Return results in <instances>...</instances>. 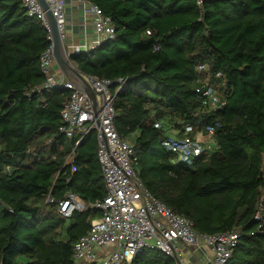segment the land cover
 Segmentation results:
<instances>
[{
  "label": "trees",
  "instance_id": "1",
  "mask_svg": "<svg viewBox=\"0 0 264 264\" xmlns=\"http://www.w3.org/2000/svg\"><path fill=\"white\" fill-rule=\"evenodd\" d=\"M86 1L112 18L116 36L70 59L84 75L128 79L115 95V124L135 145L146 189L199 232L237 229L228 264H264V215L254 219L264 193V0ZM49 45L21 0H0V264H74L75 243L101 216L91 204L106 196L97 131L75 146L77 135L59 130L71 90L24 95L43 82ZM219 72L226 105L208 111L196 86ZM210 124L216 148L193 166L175 163L167 136ZM68 193L86 203L70 218L57 208ZM131 264L175 261L148 250Z\"/></svg>",
  "mask_w": 264,
  "mask_h": 264
},
{
  "label": "built area",
  "instance_id": "2",
  "mask_svg": "<svg viewBox=\"0 0 264 264\" xmlns=\"http://www.w3.org/2000/svg\"><path fill=\"white\" fill-rule=\"evenodd\" d=\"M21 1L29 16L43 21L50 41V45L39 58L44 80L40 84L26 88L24 95L29 97L35 93L50 92L58 88L71 90L70 98L61 111L60 132L69 138L77 135L75 140L77 146L88 132L93 129L97 131V156L106 196L103 200L91 204V207L101 211V216L91 221L90 229L75 243L74 264H131L138 254L148 250L158 251L172 258L175 264H185L182 250L188 248L195 251L203 245L212 251V264H228L240 237L237 229L215 234L197 231L190 218L174 212L154 197L138 177L135 169L138 161L135 145L128 137L118 133L115 124V95L127 86L128 79L85 75L97 95L100 109L98 128L87 94L77 89L63 73L56 72L50 26L39 1ZM205 1L196 0V3L201 7ZM46 2L56 19L64 42L67 27L66 0ZM81 2L88 5L86 12L92 17L95 35L94 43L81 51H91L105 41L115 38V25L100 6L86 0ZM147 33L150 34V31ZM196 69L201 73L207 70V64H199ZM213 77V81L210 76L200 77L196 86V91L200 93L202 103L208 111L221 110L226 105V82L220 79L222 77L220 72ZM199 133L208 138L200 140ZM214 133L215 126L211 124L203 131H196L192 125H186L180 135H168L164 145L174 154L175 163L193 166L197 158L216 148ZM71 158L72 155L68 159ZM48 201L52 202L53 199L48 197ZM85 207L86 203L83 200L68 193L58 202L57 208L62 216L70 218L75 211H81ZM263 215L264 193L256 207L255 221L262 223ZM261 227L262 224L258 228Z\"/></svg>",
  "mask_w": 264,
  "mask_h": 264
},
{
  "label": "crops",
  "instance_id": "3",
  "mask_svg": "<svg viewBox=\"0 0 264 264\" xmlns=\"http://www.w3.org/2000/svg\"><path fill=\"white\" fill-rule=\"evenodd\" d=\"M87 7L88 5H83L81 0H66L67 27L64 45L69 54L84 50V48L95 41L92 17L86 12ZM55 69L57 73L61 72L57 64L55 65ZM198 138L202 140L208 137L203 133H199ZM182 254L185 264H212L213 254L211 249L206 245L195 251L184 248ZM25 263V259L20 261V264Z\"/></svg>",
  "mask_w": 264,
  "mask_h": 264
},
{
  "label": "water",
  "instance_id": "4",
  "mask_svg": "<svg viewBox=\"0 0 264 264\" xmlns=\"http://www.w3.org/2000/svg\"><path fill=\"white\" fill-rule=\"evenodd\" d=\"M38 1L44 12L45 19L50 26V34L52 37V50L56 60V64L59 67V70L65 75L69 82H72L77 89L87 94L96 117V126L100 128V109L97 100V95L94 89L91 87L90 83L87 81L85 75L81 73L72 63L70 59L71 54L66 51L63 39L57 26L56 19L53 16V13L48 3L46 2V0Z\"/></svg>",
  "mask_w": 264,
  "mask_h": 264
}]
</instances>
